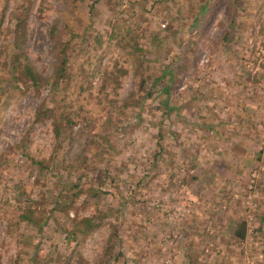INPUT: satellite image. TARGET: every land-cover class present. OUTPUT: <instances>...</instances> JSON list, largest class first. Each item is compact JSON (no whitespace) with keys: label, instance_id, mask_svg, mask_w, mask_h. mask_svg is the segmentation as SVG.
Instances as JSON below:
<instances>
[{"label":"rangeland","instance_id":"obj_1","mask_svg":"<svg viewBox=\"0 0 264 264\" xmlns=\"http://www.w3.org/2000/svg\"><path fill=\"white\" fill-rule=\"evenodd\" d=\"M235 1L231 8L229 0H218L194 34L179 35L185 38L186 63L170 93L174 110L168 116L163 117L161 107L154 108L157 98L145 97L139 110L120 107L127 97H138L128 63L114 96L109 90L106 96L97 95V77L91 88L81 91L79 101L84 104L82 95L88 101L85 111L92 105L95 111L70 127L64 162L72 165L66 166L72 178L81 175L87 183L77 199L78 214L107 213L80 248L87 264H264V0ZM47 2L41 18L31 12L24 45L42 76H48L54 64L48 31L55 20L61 26L64 15L61 0ZM110 2L98 5V31L108 29L112 11L121 9L135 12L133 19L149 23L147 29L166 27L183 4L193 9L197 0H165L152 6L151 14L145 9L153 0H147L142 13L127 6V0ZM11 3L2 26L8 22ZM176 22L169 26L177 28ZM171 52L175 55L174 46ZM147 53L151 60L158 57ZM92 57L90 52L86 66ZM107 58H101L102 65ZM155 65L152 61L148 67L155 70ZM47 91L14 96L0 116V209L7 213L0 220V264H27L34 251L38 256L46 253L50 241L61 246L63 229L69 225L54 228L49 222L50 227L39 232L20 219L12 233L5 231V217L17 215L15 207L32 197L29 186L38 174L17 150L18 141L29 130L30 154L36 158L50 152L49 120L31 123ZM63 98L68 101L70 96ZM136 113L140 122L133 125ZM158 150L161 157L156 160ZM60 176L56 165L40 179V188L50 187ZM93 185L101 192L96 201L89 196ZM240 221L245 235L237 241L228 225ZM53 251L51 246L49 253Z\"/></svg>","mask_w":264,"mask_h":264},{"label":"trees","instance_id":"obj_2","mask_svg":"<svg viewBox=\"0 0 264 264\" xmlns=\"http://www.w3.org/2000/svg\"><path fill=\"white\" fill-rule=\"evenodd\" d=\"M8 1H0V24L6 14ZM122 1L118 0L119 3ZM61 2L64 5V15L60 16L61 26L57 27L59 21L55 20L48 31V38L53 43L54 57L52 71L48 76H42L36 70L24 48L28 18L31 12L35 17L41 18L47 9V0H12L11 10L7 14L8 22L5 26L0 25V116L14 96L25 92L39 95L41 90L47 88V97L35 110L31 123L49 120L53 135L50 152L46 157L34 158L30 154L29 130L18 141L17 150L37 167L38 174L34 183L29 186L32 197L23 198V202L15 207L18 209L17 215L5 217L7 221L5 231L12 233L20 219L39 232L44 227L49 228V222L53 223L54 228L63 226V223L69 224L63 229L61 246H55V243L50 241V245L55 249L52 252L54 254L49 253L51 246L41 256L36 255L37 251H34L35 254L27 264H34L36 259L42 262L41 264H87L80 248L98 226L100 219L107 214L97 211L87 216L78 214L77 199L86 189L87 183L82 181L81 175L72 178L66 170V166L69 165V168L72 165L64 162L63 148L70 139V127L80 118L90 119L95 111L94 105L85 111L84 105L88 104V101L84 95L81 97L84 104L79 101L81 91L87 89L92 79L97 77V95L106 96L105 90H109L114 96L120 86L121 78L128 71L124 63H128L137 79L138 97H127L121 102L120 107L132 105L137 106L139 110L145 97H150L152 100L157 98L154 108L161 107L163 117L168 116L169 111L174 110V107L169 105L170 93L180 78L178 71L184 69L183 65L186 63V58L182 54L186 46L185 38L179 35L194 34L197 27L210 15L209 11L218 0H197L193 9H190L187 3L183 4L174 12L175 19L169 20V25L171 21L177 20V28L156 25L154 29H147L149 23L136 22L133 19L135 12L121 9L112 11L114 16L109 21V28L101 31L95 27L102 12L98 5L110 4V0H61ZM146 2L147 0H127V6L136 8L137 12L142 13ZM164 2L165 0H153L148 10H145L151 14L154 11L150 10L152 6ZM229 4L232 8L236 5V1L229 0ZM107 8L114 9L113 6ZM190 11L192 14L186 19V14ZM78 14L82 16L79 17ZM79 18H82L84 23L79 21ZM148 19L150 21V16ZM143 20H147L146 17ZM145 45L149 48L147 49ZM173 46L176 49L175 55L171 52ZM90 52L93 61L91 65L86 66L84 60ZM147 52L158 54V57L151 60ZM104 55H108V58L105 65H102L101 58ZM169 56L175 57L172 61H166ZM152 61L156 63L155 70L148 67ZM59 91L62 93L59 94ZM63 94H68L70 99L66 101ZM109 103L110 101L107 100V105ZM84 113L87 114L86 118L81 116ZM134 117L133 125L140 122L139 113ZM239 121H242L241 117ZM252 126L254 127L255 124ZM160 157L161 152L158 150L155 158L158 160ZM56 165L60 167L63 176L55 178L54 183L50 182V187L44 185L45 189L42 190L40 179ZM21 187L25 188L23 184ZM93 187L95 190L89 196L96 201L101 192L94 185ZM85 204L86 202L81 203L80 207ZM70 211L73 212L72 217L68 216ZM6 214L4 209H0V220ZM228 228L232 238L237 241L244 238V221L229 224ZM13 264H18V261L15 260ZM97 264L103 262L99 261Z\"/></svg>","mask_w":264,"mask_h":264}]
</instances>
